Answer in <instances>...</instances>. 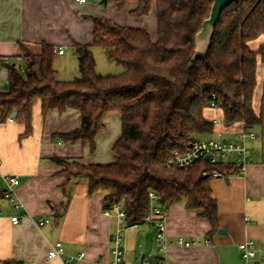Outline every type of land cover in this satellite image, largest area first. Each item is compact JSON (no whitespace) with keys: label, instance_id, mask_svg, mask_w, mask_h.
I'll use <instances>...</instances> for the list:
<instances>
[{"label":"trees","instance_id":"16d2710c","mask_svg":"<svg viewBox=\"0 0 264 264\" xmlns=\"http://www.w3.org/2000/svg\"><path fill=\"white\" fill-rule=\"evenodd\" d=\"M115 1L121 9L136 3L131 15L138 18L156 8L158 41L143 30L94 19L93 46H74L80 77L70 82L57 79L53 47L44 45L39 55L24 47L19 58L26 63V73L16 62L8 65V88L0 93L1 121L17 111L29 124L37 101L44 113L74 110L81 116V128L59 137L82 142L93 153L96 137L106 128L105 118L119 113L122 135L113 147L116 162L85 166L55 160L65 167L67 184L84 178L89 194L102 190L106 204L124 203L127 227L147 223L150 193H155L165 209L183 202L188 209L201 211L212 227L211 235L216 234L220 226L213 174H236L239 169L205 159L190 168H170L167 160L213 133L215 124L204 115L208 108L221 109L227 126L241 122L249 131L263 124L264 101L258 116L253 99L258 60L264 62V0H238L227 7L209 52L193 61L196 35L211 13L212 0ZM259 39L263 43L252 49L250 43ZM93 47L101 48L124 73H97ZM3 197L0 193V201Z\"/></svg>","mask_w":264,"mask_h":264},{"label":"crops","instance_id":"0c3cea01","mask_svg":"<svg viewBox=\"0 0 264 264\" xmlns=\"http://www.w3.org/2000/svg\"><path fill=\"white\" fill-rule=\"evenodd\" d=\"M99 1L102 0L81 4L76 0H0V93L7 90L5 86L9 82V64L5 60L24 68L25 61L16 60L23 55L24 47L35 55L42 52L44 45L53 47L57 79L70 82L79 78L74 46H93L94 19H107L143 30L153 42L158 41L156 8L148 16L138 18L131 15L138 7L134 2L120 9L115 0H106V5ZM262 43L263 39H259L250 46L257 50ZM96 48L100 49L93 47L92 51ZM59 50H64V54L60 55ZM117 69L116 75L124 73L121 68ZM263 101L264 62L259 59L253 99L258 116L262 113ZM15 113V117L11 114L2 122L0 109L1 173L20 177L16 194L23 210L17 211L4 198L0 201V264H65L61 259L49 257L50 249L58 242H62L67 257L86 255L81 263L70 264H109L116 219L106 214L110 209V204L105 202L106 193L100 190L89 194L84 178L67 184L65 167L55 160L85 166L115 163L113 147L122 135L121 115H107L106 128L96 137V150L91 153L89 146L82 142H65L59 137L81 128L78 112L44 113L42 102L37 101L29 124ZM204 115L215 127L202 140L238 143L247 131L241 122L227 126L219 108H208ZM249 131L256 134V139L246 141L250 152L243 172L225 171L211 183L212 195L218 204L220 230L225 233L218 231L211 235L212 227L200 216L201 211L188 209L183 202L177 203L165 209L167 251L159 254L155 243L156 249L150 252V244L154 246L156 242L154 225L127 227L124 233L127 262L141 264L150 252V260L161 257L165 264H246L239 245L248 240L255 242L260 260L264 259V111L263 124ZM236 159L231 157L222 163L234 167ZM4 189L0 178V193ZM16 215L21 221L13 224L11 218ZM41 218L50 222L39 227L36 221ZM179 239L196 245L180 246Z\"/></svg>","mask_w":264,"mask_h":264},{"label":"built area","instance_id":"2783aa9c","mask_svg":"<svg viewBox=\"0 0 264 264\" xmlns=\"http://www.w3.org/2000/svg\"><path fill=\"white\" fill-rule=\"evenodd\" d=\"M78 3L84 4L88 0H76ZM60 55L64 54V50H59ZM18 60L21 61L19 58ZM7 64H10L9 59L5 60ZM22 74L26 73L25 67L20 68ZM256 134L250 131L244 132L240 136V142L238 143H227L221 142L214 139L206 140H194L190 144V148L186 152H176L174 155L168 157L167 166L177 167L181 169L190 168L197 161L205 159L210 164L216 165L227 161L231 157H237L235 166L239 169V172H243L244 164L249 155V147L246 145L247 140H255ZM207 158H209L207 160ZM2 161L0 160V178L5 186L3 192V198L13 204V207L17 211L23 210V205L17 200L16 190L21 185L20 177L17 175L7 176L1 173ZM207 172L203 173L207 176ZM222 175L218 172L213 174V178H219ZM151 209L148 216L145 218L147 223H150L156 228V246L159 254H164L168 249L167 232H166V221H165V208L161 205H157L158 196L155 193H150ZM1 213V212H0ZM106 214L113 216L116 219V229L111 235V255L112 261L109 264H130L126 260V246L124 233L127 229V214L124 203L116 202L110 205V209L106 211ZM24 217L27 214L24 213ZM13 224H18L21 221L20 216H13L11 218ZM50 220L41 218L36 221V224L41 227L48 224ZM180 246H194L196 242L185 241L179 239L177 242ZM239 249L242 253V259L246 264H264V259L260 260L259 252L256 248V244L253 240L245 241L239 245ZM49 257L51 259H61L65 264L71 262L81 263L86 255L81 253L77 257H67L65 254L64 246L62 242L55 244L49 251ZM104 264V263H100ZM141 264H165V260L161 257L150 260L142 259Z\"/></svg>","mask_w":264,"mask_h":264},{"label":"water","instance_id":"95a60500","mask_svg":"<svg viewBox=\"0 0 264 264\" xmlns=\"http://www.w3.org/2000/svg\"><path fill=\"white\" fill-rule=\"evenodd\" d=\"M213 5L211 13L207 19L204 20L199 32L196 35V48L195 54L192 57V61L196 58H203L209 52L212 38L214 36L216 25L220 19L222 12L233 3H236L238 0H212ZM106 3V2H105ZM7 89L8 86H5ZM17 114L14 112L12 114L15 117ZM209 158H207L208 160ZM225 233L222 230H219V234Z\"/></svg>","mask_w":264,"mask_h":264},{"label":"rangeland","instance_id":"374dc122","mask_svg":"<svg viewBox=\"0 0 264 264\" xmlns=\"http://www.w3.org/2000/svg\"><path fill=\"white\" fill-rule=\"evenodd\" d=\"M102 5H106V0H102V1H99ZM120 8V7H119ZM121 9V8H120ZM94 52V56H95V59H96V71L97 73H100V74H103V75H116L115 73H117L116 71H118L119 69L117 68H121V70H123L124 72V68L123 67H117L118 65L116 63H113V62H110L107 57L104 55V52L101 51V48L100 49H94L93 50ZM99 52H102L101 54L102 55H99ZM80 73V72H79ZM115 157V155H114ZM116 158V157H115ZM155 241H154V246H152L150 244V252H152L153 249H156L155 247ZM150 252L149 254L147 255V259H150L151 256H150Z\"/></svg>","mask_w":264,"mask_h":264}]
</instances>
